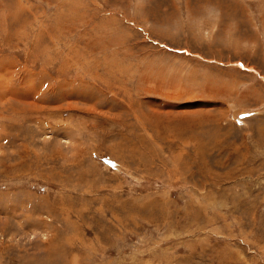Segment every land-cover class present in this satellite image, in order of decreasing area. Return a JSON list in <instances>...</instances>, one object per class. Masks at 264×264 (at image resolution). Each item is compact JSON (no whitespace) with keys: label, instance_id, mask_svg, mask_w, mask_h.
Listing matches in <instances>:
<instances>
[{"label":"rangeland","instance_id":"374dc122","mask_svg":"<svg viewBox=\"0 0 264 264\" xmlns=\"http://www.w3.org/2000/svg\"><path fill=\"white\" fill-rule=\"evenodd\" d=\"M0 264H264V0H0Z\"/></svg>","mask_w":264,"mask_h":264}]
</instances>
